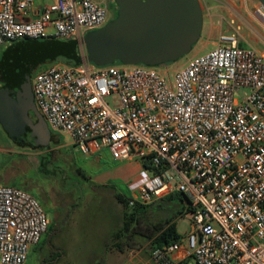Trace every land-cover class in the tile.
<instances>
[{"label": "built area", "instance_id": "2783aa9c", "mask_svg": "<svg viewBox=\"0 0 264 264\" xmlns=\"http://www.w3.org/2000/svg\"><path fill=\"white\" fill-rule=\"evenodd\" d=\"M254 15L263 22L264 7ZM106 0H0V48L21 39L81 41L108 23ZM257 34V33H256ZM260 38L264 40L261 36ZM56 62L30 78L48 129L84 155L141 159L150 174L129 205L173 192L189 202L182 258L195 264H264V56L221 33L210 51L168 77L160 66ZM50 225L27 191L0 185V264H26ZM180 243L155 249L174 264Z\"/></svg>", "mask_w": 264, "mask_h": 264}, {"label": "rangeland", "instance_id": "374dc122", "mask_svg": "<svg viewBox=\"0 0 264 264\" xmlns=\"http://www.w3.org/2000/svg\"><path fill=\"white\" fill-rule=\"evenodd\" d=\"M44 1L34 0L35 6L41 10ZM199 2L205 19L204 31L187 55L160 66L167 70L168 77L197 52L200 55L213 49L211 43L217 41L218 35L209 36L211 31L235 33L241 45L264 48V40L260 38L264 39V29L253 18L259 5L256 0H234L233 5L227 0ZM226 10L234 21L221 19ZM48 65L42 64L34 71ZM143 162L141 159L114 162L107 149L84 155L62 136L43 149L21 147L0 129V185L30 193L50 220L51 230L38 248L30 250L26 264H158L152 257L143 223L123 237L120 249L109 248L112 234L123 226L122 207L116 197L132 199L135 189L150 174ZM148 218L154 219L155 214H148ZM191 221L190 214L176 220L182 244L191 230ZM55 249H60L63 256L55 257ZM184 264L195 262L189 257Z\"/></svg>", "mask_w": 264, "mask_h": 264}, {"label": "water", "instance_id": "95a60500", "mask_svg": "<svg viewBox=\"0 0 264 264\" xmlns=\"http://www.w3.org/2000/svg\"><path fill=\"white\" fill-rule=\"evenodd\" d=\"M113 1L116 17L104 27L86 33L81 41L51 40L38 44L33 55L26 57L7 78L6 86L14 98L8 89L0 90V125L14 143L46 147L50 142V130L34 105L30 87L31 72L40 60L63 56L81 63L82 46L86 60L97 66L115 61L160 66L187 55L200 38L203 12L199 0ZM256 1L264 7V0ZM29 113L35 117V123Z\"/></svg>", "mask_w": 264, "mask_h": 264}, {"label": "trees", "instance_id": "16d2710c", "mask_svg": "<svg viewBox=\"0 0 264 264\" xmlns=\"http://www.w3.org/2000/svg\"><path fill=\"white\" fill-rule=\"evenodd\" d=\"M51 40H57V39H40V40L21 39L6 44V47L0 50V81L2 80L5 83L7 78L12 76L13 72L20 67L22 62L25 61L26 57L33 55L32 54L33 49L38 44L43 45ZM59 41H64V40H59ZM56 62H61L73 66H76L80 63L78 59H70L61 56L52 59L48 58V59L40 60L37 67L42 64H53ZM113 64H121V63L115 61ZM167 64L169 63H165L162 65H167ZM36 68L32 70L30 78L32 77L33 72H35L34 70ZM29 118L33 123L36 122L35 117L30 113H29ZM1 130L6 134L2 126H1ZM27 130L28 129H26V131ZM51 142L57 143V136L54 135L53 133H51L49 143ZM15 144L21 147H29L31 149L44 148L43 146H37V147L32 146L29 143H26L24 145H19L17 143ZM143 166L149 169V165L146 161L143 162ZM116 199L122 207L123 226L112 234L109 248L120 249L123 237H125V235L129 232L132 233L133 230H135V228H137L142 223L144 225L145 232H147V235L145 237L151 243L152 252L155 249H161L165 246L178 243L180 240V236L176 231V220L177 218L182 217L184 214L191 215L193 212V209L191 208L186 197L183 195V193L178 191L173 192L162 199L156 200L146 205L140 203H134L133 205H129V200H125L121 196H117ZM150 213L155 214V218L152 220L148 218V214ZM131 227H133L132 230H129V228ZM50 230H51V226L49 225L45 235H47L48 231ZM42 239L35 247L32 248L33 251L36 248H38V246L42 242ZM55 250H56V252L54 253L55 257L59 258L63 256V252L60 249H55ZM185 262L186 261L177 264H184Z\"/></svg>", "mask_w": 264, "mask_h": 264}, {"label": "crops", "instance_id": "0c3cea01", "mask_svg": "<svg viewBox=\"0 0 264 264\" xmlns=\"http://www.w3.org/2000/svg\"><path fill=\"white\" fill-rule=\"evenodd\" d=\"M233 1L234 0H227V2L230 4V5H233ZM241 7H242V5H241ZM227 11V13L224 15V16H220L221 17V19L222 20H225L226 22H232V21H234V16L229 12L228 13V10H226ZM213 16V15H212ZM253 18H255V21H257L259 24H260V26L264 29V25H263V22L260 20V19H258L257 17H255V15L253 16ZM204 28H205V19H204V15H203V25H202V31L201 32H203L204 31ZM222 28V27H221ZM214 33H217V35L219 36L220 34H221V32H219V31H217V32H214V31H211L210 33H209V36H211V35H214ZM222 33H225V32H222ZM226 34V33H225ZM217 36V37H218ZM256 42V41H255ZM216 43H217V41L215 40L214 42H212L211 43V46L214 48V46L216 45ZM243 46H250V45H243ZM255 49H258L257 51L261 54V55H263L264 56V51H261V50H259V49H264V48H258V47H254ZM195 55H198V52L195 54ZM195 55H193V56H195ZM191 225V224H190ZM45 236V235H44ZM179 243H180V250H179V252H177V253H175L174 255H172V261H173V263L174 264H177V263H182V262H184V261H186L189 257H187V258H182V252H184L185 251V249H186V247H185V244H182V242H180L179 241Z\"/></svg>", "mask_w": 264, "mask_h": 264}, {"label": "flooded vegetation", "instance_id": "af4514ba", "mask_svg": "<svg viewBox=\"0 0 264 264\" xmlns=\"http://www.w3.org/2000/svg\"><path fill=\"white\" fill-rule=\"evenodd\" d=\"M106 4H107V7H108V11H109V19H108V22L113 20L115 18V15L117 13V6L115 4V2L113 0H106ZM8 89L9 90V95L14 98V95L13 93H11V90L9 89L8 85L6 86V83H4L2 80L0 81V90H3V89ZM31 114V113H30ZM0 129H1V126H0ZM27 133V131H26ZM26 133H25V137H26ZM6 135V134H5ZM7 136V135H6ZM8 137V136H7ZM24 137V138H25ZM9 138V137H8ZM10 141L13 142L12 139L9 138ZM14 143V142H13Z\"/></svg>", "mask_w": 264, "mask_h": 264}]
</instances>
